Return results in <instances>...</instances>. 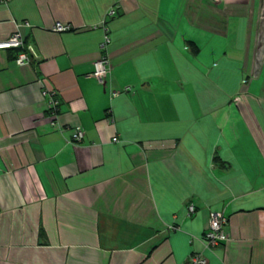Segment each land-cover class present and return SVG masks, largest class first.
Segmentation results:
<instances>
[{
  "label": "crops",
  "instance_id": "0c3cea01",
  "mask_svg": "<svg viewBox=\"0 0 264 264\" xmlns=\"http://www.w3.org/2000/svg\"><path fill=\"white\" fill-rule=\"evenodd\" d=\"M17 29L34 54L0 48V264H264V0H0V42Z\"/></svg>",
  "mask_w": 264,
  "mask_h": 264
},
{
  "label": "built area",
  "instance_id": "2783aa9c",
  "mask_svg": "<svg viewBox=\"0 0 264 264\" xmlns=\"http://www.w3.org/2000/svg\"><path fill=\"white\" fill-rule=\"evenodd\" d=\"M215 2H220L222 0H214ZM117 13V7H112L108 11L107 17L113 16ZM19 25V24H18ZM93 27H102L105 30L104 39L101 43V55L94 62V71L93 75L100 80V82H104L106 77L109 75L111 67H110V59L108 54V46L111 43L110 31L107 26L106 19H103L99 24L94 25ZM54 29L57 31H66L70 30V24L57 23L54 26ZM0 48H23L22 52L17 55V63L18 64H27L30 62V56L34 54V51L31 47H26L24 45V41L22 39V35L20 31L17 29L15 33L7 40L0 42ZM246 80H243L245 82ZM117 94V92H114ZM43 95L48 97L46 107L47 112L52 116L51 126L55 128H62L61 124L58 121L59 114V106L60 100L57 96V91L52 89H45L43 91ZM242 96H238L237 99L240 100ZM85 136V130L81 126H76L72 132L73 142L81 141ZM113 141H118L117 137L113 138ZM195 206H190V211H194ZM229 224V217L226 216L222 212L212 213L207 228L204 233V240L207 247L216 248L221 244H224L229 240V233L227 231V226ZM187 264H207V258L203 253L198 252L194 253L189 257Z\"/></svg>",
  "mask_w": 264,
  "mask_h": 264
}]
</instances>
